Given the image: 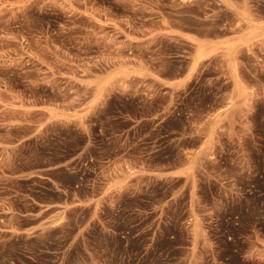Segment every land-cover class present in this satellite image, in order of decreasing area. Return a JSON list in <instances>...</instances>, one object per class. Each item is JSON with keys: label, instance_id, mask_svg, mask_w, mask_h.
<instances>
[{"label": "rangeland", "instance_id": "374dc122", "mask_svg": "<svg viewBox=\"0 0 264 264\" xmlns=\"http://www.w3.org/2000/svg\"><path fill=\"white\" fill-rule=\"evenodd\" d=\"M245 1L0 0V264H264Z\"/></svg>", "mask_w": 264, "mask_h": 264}, {"label": "crops", "instance_id": "0c3cea01", "mask_svg": "<svg viewBox=\"0 0 264 264\" xmlns=\"http://www.w3.org/2000/svg\"><path fill=\"white\" fill-rule=\"evenodd\" d=\"M218 2V4H220V6L224 7L225 10L233 13V14H237L240 17H245L247 15H251L252 13V6L250 3H247L245 0H216ZM187 35L191 36V38H185L188 42L190 43H194V39L199 40L200 42V47L203 48V53H204V47H205V43L203 42V39L198 37L197 34H195V32H186ZM234 39L232 38L231 41L227 42L228 44H232L234 45L235 41H233ZM195 44V43H194ZM190 76V74H186L185 77L183 79H177L175 81H172L173 85L174 84H180V82H183V80H187L186 78H188Z\"/></svg>", "mask_w": 264, "mask_h": 264}, {"label": "bare ground", "instance_id": "6f19581e", "mask_svg": "<svg viewBox=\"0 0 264 264\" xmlns=\"http://www.w3.org/2000/svg\"><path fill=\"white\" fill-rule=\"evenodd\" d=\"M198 57L200 58L201 57V54H198Z\"/></svg>", "mask_w": 264, "mask_h": 264}]
</instances>
